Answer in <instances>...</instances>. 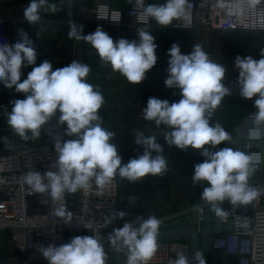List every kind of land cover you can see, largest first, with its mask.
I'll list each match as a JSON object with an SVG mask.
<instances>
[{
  "label": "clouds",
  "instance_id": "1",
  "mask_svg": "<svg viewBox=\"0 0 264 264\" xmlns=\"http://www.w3.org/2000/svg\"><path fill=\"white\" fill-rule=\"evenodd\" d=\"M246 2L248 7L255 8L261 0ZM186 3L187 0H165L162 4L146 5L145 0H134V7L159 26L167 27L186 16ZM57 11L56 4L50 0H29L23 18L35 26L42 21V12L55 14ZM82 33L83 25L69 21V39L90 44L101 63L111 66L128 83L140 84L157 64L158 46L148 31L137 30L138 40L119 38L115 42L100 26L93 33ZM17 37L12 44L0 41V83L25 96L11 101V111L5 112L7 125L25 141L39 139L42 129L54 119L58 126L66 125L63 135L57 133L52 137L56 159L49 164L48 170L24 174V183L33 193H47L53 200L63 201L66 193L88 190L93 181L103 189L117 175L136 182L148 175L162 176L168 171V162L162 155L163 147L157 142V136H145L140 130L134 131V143L143 146V153L122 163L117 146L110 142L115 133L102 127L99 110L105 100L99 86L86 79L91 71L88 64L72 60L67 66L53 70L52 63L46 59L36 66L38 54L34 42L22 28L17 29ZM168 56L164 84L167 88L178 89L181 98L169 102L149 97L143 109L144 119L164 127L162 136L169 146L184 151L189 147L200 150L205 159L194 165L193 185L206 182L201 199L217 217L227 218L229 212L222 207L226 200L238 207L248 205L258 197L259 192L249 184V179L264 162V153L218 147L225 142L234 143L232 135L219 122L211 123L224 97L231 95V89L223 83L225 66L210 59L200 44H194L189 54H182L179 44L173 43ZM234 65L239 73L236 78L239 96L248 100L256 97V111L250 113L246 139L250 142L262 140L264 50L258 60L251 55H237ZM27 66L33 67L22 80V67ZM64 136L74 138L65 140ZM56 215L65 224L73 220L70 211L60 210ZM126 215L124 211L112 213L105 218V225ZM161 224L162 220L154 215L146 219L139 216L133 222L114 228L108 241L115 252L125 253L126 264H149L158 251ZM40 252L48 264H107L103 244L90 235L75 236L59 246H41ZM193 259L196 264H207L200 251ZM169 264H191V261L180 252L175 259L169 260Z\"/></svg>",
  "mask_w": 264,
  "mask_h": 264
},
{
  "label": "crops",
  "instance_id": "2",
  "mask_svg": "<svg viewBox=\"0 0 264 264\" xmlns=\"http://www.w3.org/2000/svg\"><path fill=\"white\" fill-rule=\"evenodd\" d=\"M59 1L50 0V3L56 4L58 11L55 14L42 12V21L32 26L23 18V10L29 0H0L3 31L9 37L10 44L18 39L17 29L22 28L28 33L38 54L36 66L47 59L55 70L70 64L79 54L86 58V64L91 69L86 79L90 84L99 86L105 100L99 110V115L103 120L102 127L115 133L110 142L117 146L118 154L123 159L122 163L136 157L131 153L132 147H139L134 143L135 130L143 131L145 136L156 135L157 137L162 136L165 131L163 126L157 127L154 122L144 119L143 109L147 105L148 98L167 99L169 102H175L181 98L178 89L167 88L164 84L167 77L168 50L173 43L179 44L182 54H189L194 44H200L210 59L223 64L226 68L223 83L231 89V95L224 97L211 123L219 122L232 135L234 143L225 142L218 147H234L245 152L264 153V139L251 142L246 139V131L250 123L244 121V118L256 111L254 107L256 97L248 100L239 96V86L236 83L239 73L234 65L237 55L241 57L251 55L257 60L261 58V51L264 50V31L177 28L175 27L176 20L167 27H161L151 18L149 26H140L137 30L148 31L155 37V43L158 46L156 49L157 64L146 73L147 78L144 81L134 85L128 83L119 72H114L111 66H104L97 54H88L91 51L90 44L68 37L69 21L83 25V35L93 33L94 26L99 23L91 9L98 3L108 2L115 9L127 11L134 5V0L133 3H129V0H61V6L58 4ZM145 1L149 4L165 2V0ZM124 27H109L105 32L114 39V42L119 38H126L130 41L138 40L137 30L130 35L128 31L124 33ZM32 67H22V80L26 78ZM21 95L22 93L15 92L14 88L8 89L0 83V118L6 117L5 112H9L12 108L11 101L20 98ZM54 122H56L55 119L46 126ZM43 129L39 139L25 141L16 135L7 123L0 126V132L6 130V134L11 135L20 146L42 141ZM159 143L163 147L162 155L168 162V171L164 175H148L136 182H129L117 175L120 192L136 197L139 202L136 208L118 205L116 212L127 213L123 219L119 220L130 219L134 210L145 219L154 215L162 220L157 240L180 238L192 242L191 264H196L193 257L197 251L204 254L207 264H238L237 257L226 255L213 248L214 240L226 233L229 225L220 222V218L201 199L200 195L203 187L207 186L206 182L193 185L194 165L205 159L200 155V150H194L191 147L187 151L180 150L175 146H169L164 140ZM139 148L142 154L143 147ZM261 182H264V162L249 179L252 187ZM262 202L264 206V200ZM200 206L208 209V220L198 225L196 209ZM222 207L230 214L243 206L233 207L226 200ZM113 229L104 232L106 240L102 243L107 253V263H117L126 259L125 253L115 252L108 241V236ZM7 236V231L0 230V264L5 263L9 256L6 248Z\"/></svg>",
  "mask_w": 264,
  "mask_h": 264
},
{
  "label": "built area",
  "instance_id": "3",
  "mask_svg": "<svg viewBox=\"0 0 264 264\" xmlns=\"http://www.w3.org/2000/svg\"><path fill=\"white\" fill-rule=\"evenodd\" d=\"M146 5L149 4L145 1ZM58 4L61 6L62 1ZM82 10H85L82 8ZM103 31L109 27L125 26L133 35L140 26H149L151 18L145 17L134 5L127 11L115 9L108 2H100L91 9ZM0 18V41L10 43L4 33ZM175 27L191 29H222L228 31H264V0L250 8L246 0H198L187 1L186 16L176 20ZM74 60L86 64V58L79 54ZM253 113V112H252ZM250 114L244 121L250 123ZM65 127V126H64ZM64 127L56 122L46 126L42 141L20 146L8 135L0 145V230L7 231L6 248L9 256L3 264H48L40 252L41 246H57L70 242L75 236H94L100 243L106 240L105 231L122 227L141 216L133 211L128 220H115L105 225V218L116 212L118 205L127 208L138 207L136 197L124 195L115 179L103 189L94 181L88 190L65 194L63 201L53 200L47 193H33L24 183L28 171L48 170L56 159L53 135H63ZM64 139L73 137L64 136ZM131 153L141 154L139 147H132ZM54 170V169H53ZM259 192L250 204L230 213L220 222L228 224L229 230L217 237L213 248L226 255L237 257L238 264H264V182L253 186ZM71 212L72 221L65 224L56 213ZM198 225L208 220V209H196ZM158 251L149 264H169L177 253L183 252L192 263V242L185 239L157 240ZM126 264V259L117 263Z\"/></svg>",
  "mask_w": 264,
  "mask_h": 264
},
{
  "label": "water",
  "instance_id": "4",
  "mask_svg": "<svg viewBox=\"0 0 264 264\" xmlns=\"http://www.w3.org/2000/svg\"><path fill=\"white\" fill-rule=\"evenodd\" d=\"M99 25H95L94 26V31L96 30V28L98 27ZM93 31V32H94ZM124 33L125 32H127V28L126 27H124ZM88 54H90V55H96L97 53L95 52V50L94 49H92L91 48V51H89L88 52ZM20 98H25V96H24V94L22 93V95H21V97ZM11 111V110H10ZM9 111V112H10ZM7 123V118L6 117H3V118H0V126H2V125H4V124H6ZM161 140H164L163 139V136H160V137H157V142H159V141H161ZM139 147H143V146H141V145H138Z\"/></svg>",
  "mask_w": 264,
  "mask_h": 264
},
{
  "label": "rangeland",
  "instance_id": "5",
  "mask_svg": "<svg viewBox=\"0 0 264 264\" xmlns=\"http://www.w3.org/2000/svg\"><path fill=\"white\" fill-rule=\"evenodd\" d=\"M1 131H2V130H1ZM7 136H8V134H6V130H3L2 132H0V143H1V141H3Z\"/></svg>",
  "mask_w": 264,
  "mask_h": 264
}]
</instances>
